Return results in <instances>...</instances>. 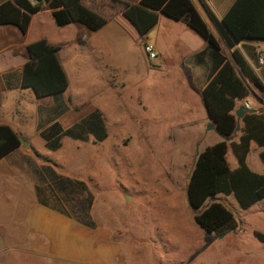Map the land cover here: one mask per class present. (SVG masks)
<instances>
[{"label": "rangeland", "instance_id": "obj_1", "mask_svg": "<svg viewBox=\"0 0 264 264\" xmlns=\"http://www.w3.org/2000/svg\"><path fill=\"white\" fill-rule=\"evenodd\" d=\"M83 3L105 17L106 24L97 31L79 24L57 27L50 14L41 10L28 34L30 41L51 38L64 49L70 67L68 80L86 89L83 104L89 102L88 108L76 109L75 119L94 109L105 133L101 139L86 134V139L70 146L66 140L58 156L60 162L48 160L68 178L81 180L80 189L66 193L67 212L87 223L90 231L109 233V239L119 243L120 250L111 256L113 263L264 264V245L252 235L251 228L264 230V223H252L250 210L239 208L232 194L228 199L233 207L228 201L226 206L238 222L249 224L243 223L239 238L205 236L192 219L185 183L193 158L220 137L207 127L209 124L204 125L198 91L191 94V87L176 77L177 58L183 51L172 38L175 30L164 34L167 62L162 64L160 59L147 58L143 36L121 15L118 0ZM78 27L84 29L83 40L92 53L80 62L73 47L80 36ZM258 46L264 50V44ZM246 54L250 67L264 81V65L257 66L255 57ZM258 96L264 100V90ZM253 158L256 155L250 151V165ZM226 159H232L229 146ZM90 205L95 222L87 214ZM8 222V215L0 213V225ZM16 245L3 244L0 257L7 260L0 264H96L90 259L48 255L26 262L29 254ZM96 249L103 254L97 247L94 253Z\"/></svg>", "mask_w": 264, "mask_h": 264}, {"label": "crops", "instance_id": "obj_2", "mask_svg": "<svg viewBox=\"0 0 264 264\" xmlns=\"http://www.w3.org/2000/svg\"><path fill=\"white\" fill-rule=\"evenodd\" d=\"M6 1L11 0H0V4ZM233 1L190 0L216 40L217 52L221 56L231 59L230 52L236 48L247 61L246 52L250 50L256 52L259 49L258 43L264 44V42L261 39H243L239 43H234L230 48L227 46L231 37L222 26L221 18ZM85 6L93 10L89 6ZM41 10L50 14V10L46 6H42L38 12L31 14L24 33L13 24H0V125L9 126L17 138L19 137L24 143L23 146L19 144L18 147L0 158V213L9 217L8 224L0 225V249L3 244L16 243L17 248L26 249L29 254L26 262L31 263L38 261L37 255H48L76 260L90 259V261H96V264H123L121 261H117V263L111 261V256L117 253L120 247L117 241L109 239V233L90 231L87 223L78 217L71 216L70 212L65 209L66 193L80 189L81 180L68 178L65 174L57 171L48 161L52 160L54 164H58L60 162L58 156L63 148V142L67 140V146L74 145L75 141L80 140L75 136L84 135L87 137L86 134H91L87 128H91L98 134H105L96 110H89L85 115L75 119L76 109L88 108L89 102L83 104L86 100L82 96L87 93L86 89H82L81 84L79 85L73 79L71 82L68 80L66 72L70 71V67H67V55L64 49L51 38H39L44 39L49 45L58 47L56 56L67 80V86L63 91L36 97L30 88L20 86L21 68L28 58L26 45L33 42L28 40V34L32 20ZM73 24L79 23L71 22L62 27ZM77 31L80 36H77L74 41L76 45L73 47H75V54L78 55L77 62H80L81 59H87L92 53L88 51L83 40L84 29L78 27ZM170 31L174 33L172 38L182 46L183 51L177 58L179 66L176 77H180L187 86L191 87L189 88L191 94L198 91L197 97L201 104L199 92L206 83L214 61L209 56L197 59L195 54L207 49V42L183 22L158 13L155 24L142 35L143 44H150L156 54L155 59H160L161 63L165 64L167 61L163 37ZM260 81L263 84L261 79ZM249 90L247 96L235 100L234 108L246 104L248 108L254 110L253 112L264 115V100L258 96L259 90L251 86H249ZM11 94H15V96H11ZM187 100L192 103L191 98H187ZM202 112L203 119H205L204 125L209 124L203 106ZM244 112L247 111H243L242 114ZM237 123L241 127L240 118ZM64 131L74 137L69 136L68 139L64 136ZM43 134L46 137H43ZM239 134L238 128L232 139L236 141ZM220 140H222L221 137ZM47 142L49 146H47ZM250 151L256 155V159H251V165L248 163ZM260 152H264V146H258L253 140H250L245 163L251 171L262 174L264 173V161L259 157ZM231 158V162H228L225 153L228 166L234 168L236 161L232 153ZM229 195L218 196L216 194L212 198L224 205H226L225 201H228L232 206L231 199H228ZM245 209L250 210L252 223L254 222L256 225L264 223V197ZM87 214L90 221L95 222L91 205ZM17 215L20 216L16 217ZM234 218L236 219L235 216ZM243 223L249 227L245 220L237 221L236 228L227 231L222 237L229 235L232 238H239ZM251 228L252 231L264 233V230L259 229L258 226ZM9 229L11 230L7 231ZM94 247L103 250V254H98L97 249L94 253ZM1 251L0 256H2ZM84 253L87 254L84 255ZM5 260L7 259L0 257V261Z\"/></svg>", "mask_w": 264, "mask_h": 264}, {"label": "trees", "instance_id": "obj_3", "mask_svg": "<svg viewBox=\"0 0 264 264\" xmlns=\"http://www.w3.org/2000/svg\"><path fill=\"white\" fill-rule=\"evenodd\" d=\"M121 15L132 25L136 33L144 35L156 22L158 13L183 22L207 42V49L195 54L197 59L209 56L214 64L206 83L199 92L205 115L219 137V140L204 146L193 158L185 183V196L192 211V219L202 232L219 235L234 230L237 221L223 203L212 200L216 194H232L241 209L249 207L264 197V173L251 171L245 163L249 141L264 146V115L244 112L240 116V134L235 133V100L249 94V86L261 91L263 84L250 67L241 52L234 48L231 59L217 52V42L190 0H118ZM46 6L53 23L62 27L76 22L90 31H96L105 24V17L86 7L82 0H11L0 4V24H13L22 33L27 29L29 18ZM221 23L231 37L227 46L243 39H261L264 42V0H234L221 18ZM58 47L38 39L26 45L27 60L21 68V87L30 88L36 97L52 95L67 86L65 73L57 59ZM248 55L255 57L252 50ZM91 135L101 139L104 134L87 128ZM64 135H69L64 131ZM71 136V135H69ZM43 137H46L43 134ZM74 137V136H71ZM80 140L86 136H75ZM20 144L15 132L7 125H0V158ZM47 146H49L47 142ZM227 146L236 161L230 168L225 159ZM264 161V152L259 153ZM88 225V224H87ZM252 235L264 245V233L256 230Z\"/></svg>", "mask_w": 264, "mask_h": 264}, {"label": "water", "instance_id": "obj_4", "mask_svg": "<svg viewBox=\"0 0 264 264\" xmlns=\"http://www.w3.org/2000/svg\"><path fill=\"white\" fill-rule=\"evenodd\" d=\"M221 24H222V23H221ZM222 26H223V25H222ZM224 29H225V28H224ZM225 31H226V30H225ZM243 111L253 112L254 110L248 108L245 104H244V105H240V106H238L237 108H235V110H234V115H235V119H236L235 132L238 131L239 125H238L237 121H238V119L240 118V116H241V114H242ZM207 127H208L209 129H213V126H212L211 123H209V125H208ZM234 135H235V133L233 134V136H234ZM221 138H222V140H224V141L230 139V138H227V137H221ZM18 140H19L20 144L23 146V145H24L23 141H22L19 137H18ZM212 200H213V198L210 197V198H209V201H212ZM226 232H227V231H226ZM226 232L221 233V234H219V235H217V236H218V237H222ZM210 234H211V233H209V232H204V235H205V236H208V235H210Z\"/></svg>", "mask_w": 264, "mask_h": 264}, {"label": "built area", "instance_id": "obj_5", "mask_svg": "<svg viewBox=\"0 0 264 264\" xmlns=\"http://www.w3.org/2000/svg\"><path fill=\"white\" fill-rule=\"evenodd\" d=\"M142 49H143V51L146 54L148 59H155L156 54L153 50V47L150 44H143ZM255 53H256V64H257V66H263L264 65V50L257 49ZM253 69H254V67H253Z\"/></svg>", "mask_w": 264, "mask_h": 264}]
</instances>
